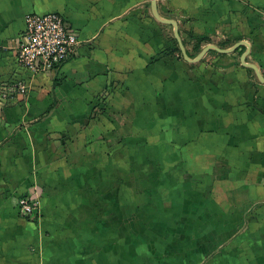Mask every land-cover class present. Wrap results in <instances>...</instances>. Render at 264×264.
Here are the masks:
<instances>
[{
  "label": "crops",
  "instance_id": "1",
  "mask_svg": "<svg viewBox=\"0 0 264 264\" xmlns=\"http://www.w3.org/2000/svg\"><path fill=\"white\" fill-rule=\"evenodd\" d=\"M52 11L77 54L33 74L19 36L27 14ZM157 13L153 0H0V264L21 263L32 229V264H136L141 246L146 264L153 247L264 264V82L246 45L190 62L162 20L191 58L247 41L264 75V0H157ZM21 80L25 95L1 94Z\"/></svg>",
  "mask_w": 264,
  "mask_h": 264
},
{
  "label": "built area",
  "instance_id": "2",
  "mask_svg": "<svg viewBox=\"0 0 264 264\" xmlns=\"http://www.w3.org/2000/svg\"><path fill=\"white\" fill-rule=\"evenodd\" d=\"M25 30L19 36L17 60L19 65L33 74L58 69L77 54L79 35L59 12L29 13ZM28 92L26 81L3 83L1 94L6 98L23 96ZM19 212L24 217L33 216L39 202L28 195L17 200Z\"/></svg>",
  "mask_w": 264,
  "mask_h": 264
},
{
  "label": "rangeland",
  "instance_id": "3",
  "mask_svg": "<svg viewBox=\"0 0 264 264\" xmlns=\"http://www.w3.org/2000/svg\"><path fill=\"white\" fill-rule=\"evenodd\" d=\"M139 187L140 186L137 185V190L139 189ZM138 196L141 197L142 194L137 191V198L140 199ZM140 201H137V202H140ZM140 204H142V202H140ZM137 207L141 208L140 206H137ZM157 216H158L156 218L157 226L160 225V220H161L163 223L167 224V225H165L166 229H167V226L170 229L175 228V225L173 224L172 221L171 222L167 221L168 217L166 216V214L163 216H160L159 214H157ZM172 218L175 219V217H172ZM143 219H144V217L141 216L140 220H143ZM167 222H169V223H167ZM122 223H124L123 220H122ZM173 234L168 233L169 237H171ZM30 235H31L32 239L29 241V243L26 246V252L24 253L21 250V254H19V256H18V258L20 259L22 264H32V259H33L32 255L34 254V250L32 248L34 247V237L36 235V232L34 231V229H32V232L30 233ZM154 236H156L155 239L160 238V233L154 234ZM136 241H137V243L142 244V242L144 241L143 234H140L139 236L136 235ZM25 243H26V241H25ZM135 251H136V259H137L136 264H146L145 258L143 256L144 250H143L142 246H141V248L137 247ZM150 251H151V257L147 258V254L148 253L150 254ZM161 251H162L161 249L154 248V247L151 250L146 249V262L149 261L150 264H192L191 263L192 259H190V258L184 257V259H183L181 257L180 258L174 257L171 254L172 252H174L173 248L170 251L167 250L166 248H165V250H163L164 252H166V256L161 254L160 253ZM167 251H168V253H167ZM189 251H191V250H188L187 252H189ZM187 252L185 253V256H186Z\"/></svg>",
  "mask_w": 264,
  "mask_h": 264
},
{
  "label": "water",
  "instance_id": "4",
  "mask_svg": "<svg viewBox=\"0 0 264 264\" xmlns=\"http://www.w3.org/2000/svg\"><path fill=\"white\" fill-rule=\"evenodd\" d=\"M153 4H154V7L156 9V14L158 15V13H157V0H153ZM158 17H159V15H158ZM162 20L167 22V23H170V24H172L174 26V28H175V36H176V38H177V40L179 42V46H180V48L182 50V53H183L185 59L190 61V62H198L206 54V52L209 49H211V48H214V49H216V50H218L219 52H222V53H229V52H232L233 50H235L239 45H246L247 46V50L242 55L241 61H242L243 65H245L247 67H250V68H253L257 72L259 78L264 82V75L261 72V70L259 69V67L257 65H255V64H253V63H251V62L246 60V56L250 52V45H249V43L247 41H244V40L239 41L237 44H235L233 47H230V48H221V47L216 46L214 44H210L207 47H205L200 52V54H198L196 57L191 58L189 56L188 52H187V49H186V47L184 45V42H183L182 38L180 36L179 26H178L177 22L174 19H171V18H163Z\"/></svg>",
  "mask_w": 264,
  "mask_h": 264
},
{
  "label": "trees",
  "instance_id": "5",
  "mask_svg": "<svg viewBox=\"0 0 264 264\" xmlns=\"http://www.w3.org/2000/svg\"><path fill=\"white\" fill-rule=\"evenodd\" d=\"M38 213H39V211L37 210V212L33 216L27 217V219L32 220V221H37Z\"/></svg>",
  "mask_w": 264,
  "mask_h": 264
}]
</instances>
